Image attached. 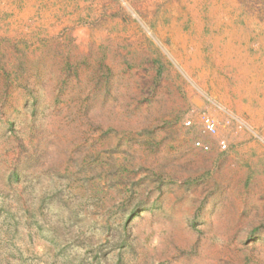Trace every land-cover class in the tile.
Masks as SVG:
<instances>
[{"label": "rangeland", "instance_id": "rangeland-1", "mask_svg": "<svg viewBox=\"0 0 264 264\" xmlns=\"http://www.w3.org/2000/svg\"><path fill=\"white\" fill-rule=\"evenodd\" d=\"M0 264H264V0H0Z\"/></svg>", "mask_w": 264, "mask_h": 264}, {"label": "built area", "instance_id": "built-area-1", "mask_svg": "<svg viewBox=\"0 0 264 264\" xmlns=\"http://www.w3.org/2000/svg\"><path fill=\"white\" fill-rule=\"evenodd\" d=\"M189 124H190V122L187 121L186 125H189ZM201 124H202L203 130L206 133L211 134V135L216 133V131H217L216 123L210 116L202 115L201 116ZM196 146H198L202 150H208L207 146L202 145L200 143H196ZM219 146H220L221 149L225 148V145H224L223 141L219 142Z\"/></svg>", "mask_w": 264, "mask_h": 264}, {"label": "crops", "instance_id": "crops-1", "mask_svg": "<svg viewBox=\"0 0 264 264\" xmlns=\"http://www.w3.org/2000/svg\"><path fill=\"white\" fill-rule=\"evenodd\" d=\"M250 21H252V20H249L248 21V23H251ZM216 27H209V34L208 35H206V36H203L202 35V30L200 29V28H195L194 29V31L196 32V33H198V35H201V36H203V38H204V41L206 42L207 41V43L208 42H212V40L218 35V34H220V33H222L221 35L222 36H228V34H230L231 32H233L234 30H233V28H231V29H228V28H223V32H220V26H218L216 29H215ZM186 38H188V36H186ZM228 41L229 40H224V42H223V45H224V48H226L227 46H228ZM214 42H216V41H214ZM238 90H240V89H238Z\"/></svg>", "mask_w": 264, "mask_h": 264}, {"label": "bare ground", "instance_id": "bare-ground-1", "mask_svg": "<svg viewBox=\"0 0 264 264\" xmlns=\"http://www.w3.org/2000/svg\"><path fill=\"white\" fill-rule=\"evenodd\" d=\"M212 14H213V13H212ZM216 20H217V19H216ZM217 21H218V20H217ZM217 21H216V23H217ZM213 22H214V21H213ZM210 24H211V23H210ZM213 25H214V23H213ZM218 25H219V22H218ZM216 26H217V24H216ZM216 28H217V27H216ZM216 28H215V29H216Z\"/></svg>", "mask_w": 264, "mask_h": 264}, {"label": "trees", "instance_id": "trees-1", "mask_svg": "<svg viewBox=\"0 0 264 264\" xmlns=\"http://www.w3.org/2000/svg\"><path fill=\"white\" fill-rule=\"evenodd\" d=\"M13 177H14V179H16V178H17V176H16L15 174L13 175Z\"/></svg>", "mask_w": 264, "mask_h": 264}]
</instances>
